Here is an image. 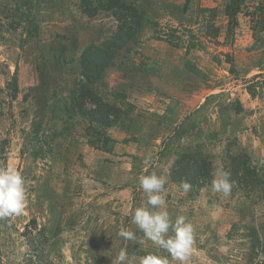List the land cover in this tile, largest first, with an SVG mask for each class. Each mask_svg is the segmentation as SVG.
<instances>
[{
    "label": "rangeland",
    "instance_id": "obj_1",
    "mask_svg": "<svg viewBox=\"0 0 264 264\" xmlns=\"http://www.w3.org/2000/svg\"><path fill=\"white\" fill-rule=\"evenodd\" d=\"M225 2L192 0L193 8L198 4L217 9L215 25L220 28V42L226 25ZM257 5L264 9V0H245L230 45L218 47L202 39L204 51L186 56L183 49L151 40L149 31L127 45L111 68L90 86L96 97L121 110L125 103L136 108L124 124L105 131L112 142L101 151L96 149L101 142L89 129L88 118L78 112L75 97L81 79V54L85 47L99 46L115 33L112 14L99 12L88 17L79 0H0V167L19 170L26 193L24 212L0 220V264H118L122 249L133 264H140V257L148 254L180 264L147 241L131 222L133 210L143 207L146 200L138 178L153 172L166 180L163 210L173 222L183 215L193 226L194 242L187 264H264V184L255 189L233 185L225 197L213 192L210 182L193 195L171 182L173 162L162 160L154 167L164 154L166 141L180 130L181 135L186 134L181 145L199 146L210 157L212 179L221 167L230 172V156L246 154L252 165L261 168L256 173L264 181V90H257L256 102L246 96L240 115L246 117V125L254 122L256 127L249 124L257 143L242 141L248 152L235 139L220 142L211 117L196 124L198 117L187 114L176 128L167 129L168 117L150 111L148 106L156 104L161 110L168 95L171 102L179 103V114L183 110L189 113L193 97L212 93L210 97L222 95L225 100L234 88L239 93L247 81L264 78V73H259L264 71V33L258 26L254 39L246 16ZM14 14L29 19L35 16L37 34L26 38V23L11 28ZM194 16L195 32L202 37L206 21L196 10ZM222 53L232 57L233 73ZM214 57L221 63H215ZM14 74L17 92L10 99L9 83ZM117 94H124L126 100ZM211 106L209 102L208 108ZM254 110L257 114L252 120ZM168 111L172 113L174 107L168 106ZM170 121L176 123V119ZM206 125L212 134L200 130ZM92 127L101 130L96 124ZM32 219L35 226L26 232ZM125 230L132 231L136 241L122 238L120 232Z\"/></svg>",
    "mask_w": 264,
    "mask_h": 264
},
{
    "label": "trees",
    "instance_id": "obj_2",
    "mask_svg": "<svg viewBox=\"0 0 264 264\" xmlns=\"http://www.w3.org/2000/svg\"><path fill=\"white\" fill-rule=\"evenodd\" d=\"M80 9L88 17H94L99 12L111 13L117 26L114 34L101 45H89L85 47L81 54V79L78 85V96L75 97L77 110L81 116L88 118L89 129L93 130L97 136L100 146L96 149L107 150V144L112 140L106 135L105 131L112 127H117L120 123L124 124L131 114L135 112V106L125 103L126 108L121 110L119 107L105 102L96 97L90 86L98 82L105 70L111 68L117 57L125 50L127 45L135 43L144 31L150 32V39L162 42L174 49H183L187 56L190 52L198 50L204 51L205 45L202 39L213 43L215 46H225L232 44L235 36V29L238 27V15L243 14L245 0H226L223 15L226 18L224 39L218 40L220 28L215 25L218 11L216 8L200 7L198 4L193 8L192 0H184L182 4H173L160 0H79ZM195 10L204 16L206 21L205 33L198 37L195 32L197 26L194 16ZM251 20V33L255 39L259 30L264 33V9L260 5L246 14ZM195 19V20H194ZM162 21V22H161ZM28 24L24 28L25 37L32 38L37 34L38 22L33 16L29 19L23 14H14L10 21L11 28L20 24ZM213 41V42H212ZM23 43L20 45L22 48ZM224 63L230 66L229 72L233 73V59L228 53H222ZM214 62L220 64L219 58L214 57ZM10 86V99L16 96L17 79L14 74ZM245 90L252 98L257 96V90H264V78L258 77L245 83ZM117 98L126 100L124 94H117ZM88 99V101H86ZM86 102L91 107H86ZM238 109V108H237ZM92 124L100 127V131H94ZM8 144V141H5ZM89 144L94 147L93 141ZM229 169L230 179L235 186L242 188L255 189L264 184L256 171L261 172V168L252 165L248 155L239 154L230 156ZM212 162L199 146H189L177 153L170 168L169 177L172 183L178 187L182 181L191 185V192L197 195L199 191L212 180ZM180 188V187H179ZM181 189V188H180ZM32 219L26 225V232L35 226ZM37 256V252L34 253Z\"/></svg>",
    "mask_w": 264,
    "mask_h": 264
},
{
    "label": "clouds",
    "instance_id": "obj_3",
    "mask_svg": "<svg viewBox=\"0 0 264 264\" xmlns=\"http://www.w3.org/2000/svg\"><path fill=\"white\" fill-rule=\"evenodd\" d=\"M230 172L223 167L216 170L211 181V190L222 193L225 197L231 194L233 182ZM166 180L155 172L142 175L138 178L139 187L146 197L143 207H137L132 212L131 222L143 232L144 238L151 241L158 249L167 253L180 264H187L189 260L193 239V226L186 223V217L178 216L173 222L169 213L163 210L166 206L165 191ZM25 181L21 172L11 167H0V220L21 215L25 210L26 193ZM179 187L187 192L191 185L182 181ZM120 236L127 241H136L132 231H121ZM118 264H133L127 251L122 249L117 256ZM140 264H169L165 256L148 254L140 257Z\"/></svg>",
    "mask_w": 264,
    "mask_h": 264
},
{
    "label": "crops",
    "instance_id": "obj_4",
    "mask_svg": "<svg viewBox=\"0 0 264 264\" xmlns=\"http://www.w3.org/2000/svg\"><path fill=\"white\" fill-rule=\"evenodd\" d=\"M177 72H181V71L179 69H177ZM259 73H264V71H260ZM181 79L184 80L185 78L182 77ZM162 90H164V89H162ZM233 90H234V92L231 91V93L228 95L229 97H226L225 100H224V96H222V95H213V97H210V94H212V93H209V94L205 95L204 97H202V96L200 98L198 97V99H195V97H193L194 98L193 100L190 99V101L192 102V105H190L191 109L190 108L187 109L189 113H185V111L183 110L179 114L177 111L179 109V107H177L179 103L176 100L171 102L170 100H172V98L168 99L169 98L168 95H166V97H168L167 100L163 101V103L165 104L164 107H162L163 109L161 108V110H158L155 107V106H158L156 104L155 105L150 104L148 106L150 107L149 108L150 111H155L160 115L163 114L164 116L168 117V119L166 120V124H165V126H168V127H166L167 129L176 128V126L179 125L180 121L183 120L187 114L188 115L192 114V117H194V116L198 117L196 124H200L203 121L206 122V121L210 120L209 117H211L212 120H214L212 122L216 123V126L213 125L214 126L213 130L215 132L214 134H216V138L218 140L220 139V142H224L223 139H228V138L235 139L237 144L241 145L242 148L244 149V151L248 152V145H244L245 143L243 144L242 141L248 139V142L256 144L257 139H258L257 137L255 138L254 134H252V127H249V124H251L250 126L254 127L255 126L254 122H249L246 125V123H244L246 120V117L242 118L240 116L241 114H243L242 111L245 110L244 102L246 101V96L248 98L250 96L248 95V93L246 92V90L244 88L239 93L237 91L238 89L234 88ZM257 97H259V96L252 98V102H253V100H254V102H256ZM209 102H212V106L210 107L211 110L214 109V111H212V112H210V109L208 108ZM236 105H238V109L235 108ZM168 106H169V108L174 107V111H172V113L170 111H168ZM251 108H254V107H251ZM206 109H209V113H206ZM228 112H230V114H228ZM231 112H232V114H231ZM256 114H257V111L254 110V113L251 114L252 120L256 116ZM215 115H216V117H215ZM233 116L235 118L232 119ZM170 119L171 120L176 119V123H173V121H170ZM171 122H172V124L170 125ZM238 122H240V125H236ZM238 126H240V127H238ZM206 127H207V125H206ZM254 129L256 130V127H254ZM200 130H202L204 134H209V133L212 134V132H213L209 127H207L206 129L201 127ZM185 136H186V134L184 133L181 135V131L179 130V131H177V133L175 135L173 134L166 141V144L164 145V154L160 158L161 160L154 164L155 168L159 167V164H161L162 160H166V161L168 160V162L170 164L173 162L177 153L185 148V146L181 145V138H184ZM251 137H253V138H251ZM170 164H168V165H170Z\"/></svg>",
    "mask_w": 264,
    "mask_h": 264
}]
</instances>
